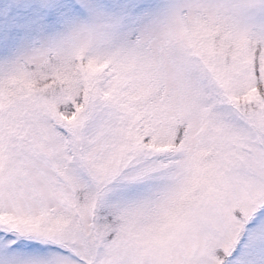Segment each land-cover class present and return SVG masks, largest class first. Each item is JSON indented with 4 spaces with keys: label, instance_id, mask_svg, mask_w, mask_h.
I'll return each instance as SVG.
<instances>
[{
    "label": "snow or ice",
    "instance_id": "snow-or-ice-1",
    "mask_svg": "<svg viewBox=\"0 0 264 264\" xmlns=\"http://www.w3.org/2000/svg\"><path fill=\"white\" fill-rule=\"evenodd\" d=\"M0 264H264V0L0 6Z\"/></svg>",
    "mask_w": 264,
    "mask_h": 264
},
{
    "label": "rangeland",
    "instance_id": "rangeland-1",
    "mask_svg": "<svg viewBox=\"0 0 264 264\" xmlns=\"http://www.w3.org/2000/svg\"><path fill=\"white\" fill-rule=\"evenodd\" d=\"M7 0H0V6L5 5ZM121 2H128V0H121Z\"/></svg>",
    "mask_w": 264,
    "mask_h": 264
}]
</instances>
